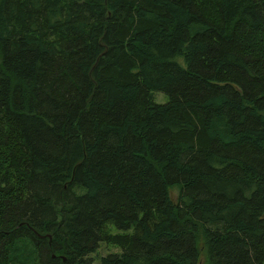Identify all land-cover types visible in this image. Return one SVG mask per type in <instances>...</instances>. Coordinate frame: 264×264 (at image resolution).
Here are the masks:
<instances>
[{
  "label": "trees",
  "instance_id": "obj_1",
  "mask_svg": "<svg viewBox=\"0 0 264 264\" xmlns=\"http://www.w3.org/2000/svg\"><path fill=\"white\" fill-rule=\"evenodd\" d=\"M100 243L264 264V0H0V264Z\"/></svg>",
  "mask_w": 264,
  "mask_h": 264
},
{
  "label": "rangeland",
  "instance_id": "obj_2",
  "mask_svg": "<svg viewBox=\"0 0 264 264\" xmlns=\"http://www.w3.org/2000/svg\"><path fill=\"white\" fill-rule=\"evenodd\" d=\"M178 61L179 63H181L180 59H178ZM151 98L154 103L162 104L165 102L164 95L158 92H152ZM175 196H176V189L170 190V198L172 199V201L175 200ZM130 232H131V229L127 231V233H130ZM116 233H122V231H118L116 229L111 230V234H116ZM114 253H119V250L117 248L100 243L98 244V247L94 251V253L90 255V258L93 259L92 264H98L99 257L105 256L108 254H114Z\"/></svg>",
  "mask_w": 264,
  "mask_h": 264
}]
</instances>
